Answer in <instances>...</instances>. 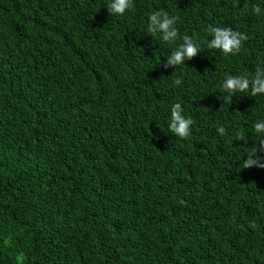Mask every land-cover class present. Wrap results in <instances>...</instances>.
I'll return each instance as SVG.
<instances>
[{
    "label": "trees",
    "instance_id": "obj_1",
    "mask_svg": "<svg viewBox=\"0 0 264 264\" xmlns=\"http://www.w3.org/2000/svg\"><path fill=\"white\" fill-rule=\"evenodd\" d=\"M110 3L0 0V264H264V168L242 169L264 95L222 87L264 68V0ZM208 25L248 39L225 56ZM185 35L202 51L164 68Z\"/></svg>",
    "mask_w": 264,
    "mask_h": 264
},
{
    "label": "clouds",
    "instance_id": "obj_2",
    "mask_svg": "<svg viewBox=\"0 0 264 264\" xmlns=\"http://www.w3.org/2000/svg\"><path fill=\"white\" fill-rule=\"evenodd\" d=\"M133 7V0H111L107 6L109 14L124 15L126 11ZM254 14H260L261 8L259 6L253 7ZM149 25L147 32L153 36L157 33L161 35L164 42L172 44L179 38V31L176 27L177 17L170 16L163 10L153 11L150 13ZM212 39L208 42L209 49L220 50L225 56L237 55L241 50L243 41L248 39L247 35L234 31L231 27H215L208 25L207 29ZM202 50L200 45L193 40L191 36L185 35L182 37V43L174 50L171 55L167 57L164 68H174L185 64V61L192 60ZM175 85L179 86L182 83L180 78L175 79ZM223 89L229 93L225 98L226 101L231 102L235 93H248L251 97L264 95V68L257 67L254 75L249 77L247 74L238 76H228L222 85ZM181 104L175 103L171 107V121L169 130L181 139H186L190 135L191 126L194 121L190 117H185L183 114ZM220 135L226 134V129L221 126L217 129ZM254 132L259 134L258 141L254 146L247 148L245 154L246 159L242 162V169H249L252 167L264 168V157L260 153H264V121L256 122L254 124ZM245 141L242 134L236 135V141ZM246 142V141H245ZM243 227V226H242ZM249 227L255 228L254 223H250Z\"/></svg>",
    "mask_w": 264,
    "mask_h": 264
}]
</instances>
